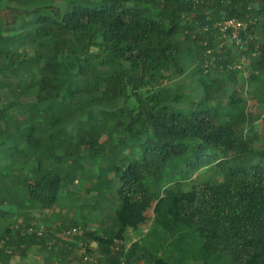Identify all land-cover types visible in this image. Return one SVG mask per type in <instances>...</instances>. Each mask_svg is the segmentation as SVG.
<instances>
[{"label":"trees","instance_id":"trees-1","mask_svg":"<svg viewBox=\"0 0 264 264\" xmlns=\"http://www.w3.org/2000/svg\"><path fill=\"white\" fill-rule=\"evenodd\" d=\"M243 59L264 85V0H0L1 264H264V105ZM205 166L219 175L180 179Z\"/></svg>","mask_w":264,"mask_h":264},{"label":"rangeland","instance_id":"rangeland-1","mask_svg":"<svg viewBox=\"0 0 264 264\" xmlns=\"http://www.w3.org/2000/svg\"><path fill=\"white\" fill-rule=\"evenodd\" d=\"M14 3H17L14 1ZM20 5V3H18ZM16 5V4H15ZM189 47V43H183L184 48V54L188 52L187 48ZM246 63V59H243L242 64H238V67L240 69L238 73V82L240 85H244L243 91L246 97H249V92H256L258 95L254 100H249V104L253 105L255 103L256 107H260L264 105V85L263 83L249 85L247 84V77L249 75L248 70L244 68V64ZM196 67H192V71L189 72V75L192 74L193 71H195ZM175 84L177 87H175ZM194 77H186V78H179L171 81L169 83V86H173L175 88H171L170 90L173 91L174 94L176 93H182L183 95H186L190 97V91L191 88L195 85ZM239 85V84H238ZM256 128L260 132V139L256 142V145L258 149L262 150L264 149V121H259L256 125ZM219 175V171H210L208 166L202 167L198 171H191L183 173V176L180 177V179H183L185 181H191L192 182H202L206 178L209 177H217ZM108 196L103 194V197H101V203L107 204L108 203ZM57 208L56 210H58ZM48 212V211H45ZM145 215L147 217L146 221L144 223H141L136 228H133L131 226H128L126 230V244L129 245L132 241H134L136 238L139 237V235H143L144 231L148 228L150 221L152 219L153 213H152V205L151 207L147 208L145 210ZM65 235V234H64ZM187 242L192 243L194 242L193 236L192 238H186ZM95 245V243H93ZM169 252L173 253L176 256L180 255V252L177 250H174L172 246H167L165 250L163 251L164 254H168ZM78 253H81L79 250ZM36 260L32 264H45V260L42 259L38 254L30 253L29 258L26 260L19 261L20 263H13V264H28L29 261ZM202 260H195L193 257H190L189 260H187L188 264H200ZM1 264V261H0ZM72 264H79V262L76 259H73ZM207 264H234V261L232 257L228 254H220V255H213L211 258L208 259Z\"/></svg>","mask_w":264,"mask_h":264},{"label":"built area","instance_id":"built-area-1","mask_svg":"<svg viewBox=\"0 0 264 264\" xmlns=\"http://www.w3.org/2000/svg\"><path fill=\"white\" fill-rule=\"evenodd\" d=\"M220 31L226 32V30L231 29V35L229 36L230 40L235 41L236 44H240L242 46L243 44L241 41V30L244 28H247V24H244L242 21L237 19H229L225 22L219 23Z\"/></svg>","mask_w":264,"mask_h":264}]
</instances>
